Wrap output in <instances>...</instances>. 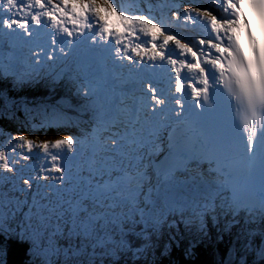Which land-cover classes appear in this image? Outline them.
<instances>
[{
    "label": "snow or ice",
    "instance_id": "1",
    "mask_svg": "<svg viewBox=\"0 0 264 264\" xmlns=\"http://www.w3.org/2000/svg\"><path fill=\"white\" fill-rule=\"evenodd\" d=\"M220 7L214 15L204 6L136 0H0V78L14 87L66 81L91 114L79 137L8 141L28 149L23 161L42 151L50 167L26 171L15 149L0 147V189H7L0 219L4 209L23 211L19 233L39 264H157L158 250L164 257L171 247L160 245L165 228L183 223L206 235L209 222L222 218L225 231L237 226L223 264H264V0H221ZM181 18L204 23L209 35L184 42L172 28ZM42 28L47 44L37 42ZM109 65L128 71L113 73L101 96ZM158 68L169 69L167 92ZM11 103L0 96L5 110ZM189 167L201 177L196 198H152L151 175L168 181Z\"/></svg>",
    "mask_w": 264,
    "mask_h": 264
},
{
    "label": "rangeland",
    "instance_id": "2",
    "mask_svg": "<svg viewBox=\"0 0 264 264\" xmlns=\"http://www.w3.org/2000/svg\"><path fill=\"white\" fill-rule=\"evenodd\" d=\"M173 2V0H169ZM168 0H143V3H140V0H136L141 7L145 6L147 3H153L155 6L159 5H168ZM190 3L183 5H191L194 6L193 3H197L198 0H189ZM209 4H213L214 2H209ZM201 5H203L201 3ZM172 7L175 5L172 4ZM196 7V6H195ZM205 7V6H204ZM154 11L159 12V7H154ZM167 13V9L164 10ZM167 15V14H165ZM46 31V32H45ZM46 34V35H45ZM50 34L48 29L42 28L40 30V38L37 42L47 44L50 41ZM72 58H69V63L71 62ZM59 70V69H58ZM65 82V86L67 88L66 94H68L71 98L77 100L75 95H73V91H71ZM104 82L101 81L99 94L103 96V87ZM64 98V95L62 96ZM62 101V99H60ZM81 102V101H80ZM29 108H33L34 111L29 116L23 118L16 113V110L12 105L9 106L7 110L2 108L0 112V147H5L8 149L9 154H12V149H15V159L20 160L21 165L25 166L26 171H33L37 169L40 165H44L45 167H50V164H45V154L42 151H36L35 149L32 150V155L28 161H23V155L28 153V149L24 148L21 149L20 142L17 140L15 144H8L10 139H15L18 135H26L29 139L36 141L37 143L42 142L44 140L48 141H55L56 139L60 138L63 135L73 134L79 137L82 133L88 130V128L81 127L86 121L78 116L68 114L71 118L70 120H56V119H45L41 115V109L47 108L50 110V107L47 105H40L36 106H29ZM51 109H56V111H63L61 108L55 107ZM50 126H55L57 129L50 128ZM59 128V129H58ZM57 149L50 148L49 152H56ZM34 174V172H33ZM176 219V218H175ZM223 223L225 224L226 218H222Z\"/></svg>",
    "mask_w": 264,
    "mask_h": 264
},
{
    "label": "trees",
    "instance_id": "3",
    "mask_svg": "<svg viewBox=\"0 0 264 264\" xmlns=\"http://www.w3.org/2000/svg\"><path fill=\"white\" fill-rule=\"evenodd\" d=\"M26 90L25 97H30L32 101L35 98L42 96L35 91V88L23 86ZM14 100L21 99L22 96L17 91L12 92ZM28 99V98H27ZM40 99V98H39ZM38 100V99H37ZM21 109H17V112L21 114ZM6 217L0 219V223L4 225L0 228V264H39L38 260H34L29 254L30 242L26 239H22L19 233V225L22 220L23 211H18L14 216L11 211L4 209ZM5 228L8 229L5 231ZM161 246L166 243H170L168 235L163 238L161 236ZM224 243L213 245L207 241H200L189 247V254L186 255V250L178 248L176 250L177 255H174L172 246L168 254L164 257L157 259V264H223V260L227 254V246L225 251H221ZM218 247V249H217ZM175 250V249H174Z\"/></svg>",
    "mask_w": 264,
    "mask_h": 264
},
{
    "label": "bare ground",
    "instance_id": "4",
    "mask_svg": "<svg viewBox=\"0 0 264 264\" xmlns=\"http://www.w3.org/2000/svg\"><path fill=\"white\" fill-rule=\"evenodd\" d=\"M169 1V0H168ZM183 3L184 4H187V3H190V1L189 0H187V2H186V0H173V2H170L169 1V4H168V6L169 7H172L171 5L172 4H174V5H180L181 6V9H183ZM193 5L195 6L196 4L195 3H193ZM165 13V12H164ZM216 12H214L213 14H215ZM165 14H167V13H165ZM173 25V24H172ZM174 26H177V25H174ZM180 28H181V26H180ZM198 28V27H197ZM46 32V31H45ZM174 32H175V30H174ZM46 35V34H45ZM184 42H186V41H184ZM60 66H61V64H60ZM63 66V65H62ZM57 68V67H56ZM57 70H58V68H57ZM58 83V85H59V83L60 84H65V82L64 81H60V82H57ZM106 85V84H105ZM60 86V85H59ZM61 87V86H60ZM71 91H73V90H71ZM66 98L69 100V97H68V94L66 95ZM79 98V97H78ZM15 102H18V100L17 99H15L14 100ZM177 218V220H179V217L177 216L176 217ZM181 224H183V223H181Z\"/></svg>",
    "mask_w": 264,
    "mask_h": 264
},
{
    "label": "water",
    "instance_id": "5",
    "mask_svg": "<svg viewBox=\"0 0 264 264\" xmlns=\"http://www.w3.org/2000/svg\"><path fill=\"white\" fill-rule=\"evenodd\" d=\"M1 107H2V105H0V112H1ZM165 197H171V198H175L176 199L177 198V195H172V196H169L168 195V196H165Z\"/></svg>",
    "mask_w": 264,
    "mask_h": 264
}]
</instances>
